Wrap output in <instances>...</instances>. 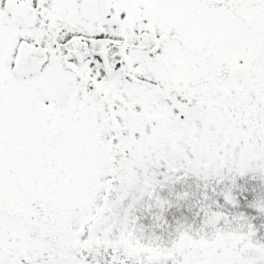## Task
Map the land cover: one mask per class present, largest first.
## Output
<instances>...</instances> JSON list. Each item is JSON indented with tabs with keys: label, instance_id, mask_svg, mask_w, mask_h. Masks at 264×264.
<instances>
[{
	"label": "snow or ice",
	"instance_id": "1",
	"mask_svg": "<svg viewBox=\"0 0 264 264\" xmlns=\"http://www.w3.org/2000/svg\"><path fill=\"white\" fill-rule=\"evenodd\" d=\"M0 264H264V0H0Z\"/></svg>",
	"mask_w": 264,
	"mask_h": 264
}]
</instances>
